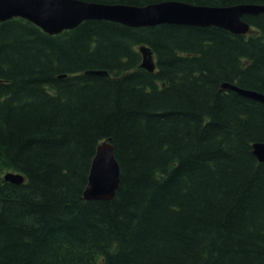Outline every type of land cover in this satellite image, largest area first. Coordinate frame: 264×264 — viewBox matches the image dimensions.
Returning a JSON list of instances; mask_svg holds the SVG:
<instances>
[{"label": "trees", "instance_id": "obj_1", "mask_svg": "<svg viewBox=\"0 0 264 264\" xmlns=\"http://www.w3.org/2000/svg\"><path fill=\"white\" fill-rule=\"evenodd\" d=\"M243 18L247 34L86 20L52 35L0 21V264H264V162L253 153L264 104L222 89L264 93V12ZM105 140L119 188L88 200Z\"/></svg>", "mask_w": 264, "mask_h": 264}, {"label": "water", "instance_id": "obj_2", "mask_svg": "<svg viewBox=\"0 0 264 264\" xmlns=\"http://www.w3.org/2000/svg\"><path fill=\"white\" fill-rule=\"evenodd\" d=\"M264 12V4L241 3L229 6L192 4L179 0H165L147 5L102 3L85 0H0V21L22 17L49 34H58L73 29L86 20H108L130 27L155 26L159 24H181L188 26H217L236 34H247L251 25L244 15ZM143 54L141 66L155 71L153 52L145 45L140 47ZM89 74L107 75V71H89ZM223 90L239 94L264 104V93L242 88L225 82ZM253 153L264 162V141L253 145ZM7 182L22 184L25 176L19 172L4 174ZM121 180V169L110 141L102 142L92 162L86 199H112ZM2 199L0 198V209Z\"/></svg>", "mask_w": 264, "mask_h": 264}, {"label": "rangeland", "instance_id": "obj_3", "mask_svg": "<svg viewBox=\"0 0 264 264\" xmlns=\"http://www.w3.org/2000/svg\"><path fill=\"white\" fill-rule=\"evenodd\" d=\"M140 52H141V50H140ZM141 54H142V52H141ZM142 59H143V54H142ZM156 62V61H155Z\"/></svg>", "mask_w": 264, "mask_h": 264}, {"label": "bare ground", "instance_id": "obj_4", "mask_svg": "<svg viewBox=\"0 0 264 264\" xmlns=\"http://www.w3.org/2000/svg\"><path fill=\"white\" fill-rule=\"evenodd\" d=\"M252 27V26H251ZM54 35V34H53ZM90 71H95V70H90ZM102 71V70H101ZM108 73V72H107Z\"/></svg>", "mask_w": 264, "mask_h": 264}]
</instances>
